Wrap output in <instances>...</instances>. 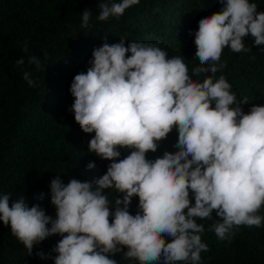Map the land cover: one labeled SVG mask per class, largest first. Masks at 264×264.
Here are the masks:
<instances>
[{
  "label": "clouds",
  "instance_id": "obj_1",
  "mask_svg": "<svg viewBox=\"0 0 264 264\" xmlns=\"http://www.w3.org/2000/svg\"><path fill=\"white\" fill-rule=\"evenodd\" d=\"M218 2V12L198 21L194 58L199 63L191 69L183 55L169 57L158 44L126 43L123 36L111 44L105 38L93 48L90 67L71 83L70 111L83 133L94 134L88 152L110 164L95 181L53 179L55 219L40 204L29 206L25 196L0 193V222L10 226L28 256L34 246L59 236L54 257L43 251L36 255L54 264H119L118 254L138 264H201V253L209 248L198 220L212 221L208 230L220 241L230 240L242 226H264L259 214L264 208V105L252 104L245 113L247 97L238 101L226 77L216 76L227 67L221 61L225 48L248 53L249 36L256 47L264 46V12L249 0ZM139 3L106 0L97 20H118ZM80 16L81 27L88 28L91 10ZM23 51L28 52L26 43ZM27 63L37 70L43 66L36 55ZM16 65L23 71L25 59ZM23 79L37 86L30 71H23ZM173 130L177 151L149 159L147 154L156 153ZM122 151L128 153L124 158ZM109 191L116 193L114 202ZM133 198H138L135 214Z\"/></svg>",
  "mask_w": 264,
  "mask_h": 264
},
{
  "label": "trees",
  "instance_id": "obj_2",
  "mask_svg": "<svg viewBox=\"0 0 264 264\" xmlns=\"http://www.w3.org/2000/svg\"><path fill=\"white\" fill-rule=\"evenodd\" d=\"M104 2L0 0V193H11L13 199L25 196L29 206L40 204L53 219V179L59 176L65 184L70 178L95 181L110 164L88 152L94 134L83 133L70 111L74 103L71 83L75 75L90 67L93 48L101 46L105 38L111 44L123 36L128 39L126 43L135 40L158 44L169 57L183 55L191 69L199 63L194 58L198 21L222 7L218 0H140L118 20L101 22L97 16ZM249 2L256 3L258 12H264V0ZM85 9L92 12L88 28L81 27L80 15ZM25 43L28 52L23 51ZM245 46L252 50H223L221 61H227V67L216 76L226 77L238 101L247 97L249 104L242 106L247 113L252 104L264 105V51L260 50L264 46L256 47L250 36L245 38ZM29 55L41 58L40 70L28 65ZM252 56L256 57L254 61ZM21 57L25 59L23 71L32 73L37 86L29 87L23 79V71L16 65ZM177 140L178 132L173 130L157 152L147 157L155 159L165 150L177 151ZM127 154L122 151L121 158ZM89 163L95 164L94 169H87ZM40 194H44L43 200L38 199ZM115 196L109 191L111 202ZM137 208L138 198H133L132 214ZM259 214L264 215V208ZM213 217L218 219L215 212ZM197 223L205 225L201 239L209 248L201 253V264H264V226H242L234 230L230 240L220 241L214 231L208 230L212 221ZM59 239L49 237L34 246L33 255L28 256L11 235L10 226L0 222V264H54L52 258L40 259L36 253L43 251L46 257H54L52 249ZM115 258L119 264H138L119 254Z\"/></svg>",
  "mask_w": 264,
  "mask_h": 264
}]
</instances>
